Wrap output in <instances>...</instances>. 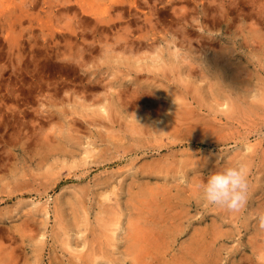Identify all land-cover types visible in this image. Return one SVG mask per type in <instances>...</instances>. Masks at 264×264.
<instances>
[{
	"label": "rangeland",
	"instance_id": "rangeland-1",
	"mask_svg": "<svg viewBox=\"0 0 264 264\" xmlns=\"http://www.w3.org/2000/svg\"><path fill=\"white\" fill-rule=\"evenodd\" d=\"M261 223L264 0H0V264H264Z\"/></svg>",
	"mask_w": 264,
	"mask_h": 264
},
{
	"label": "clouds",
	"instance_id": "clouds-1",
	"mask_svg": "<svg viewBox=\"0 0 264 264\" xmlns=\"http://www.w3.org/2000/svg\"><path fill=\"white\" fill-rule=\"evenodd\" d=\"M201 195L209 206L237 212L250 198V181L242 166H228L210 172L202 182ZM264 228V223H261Z\"/></svg>",
	"mask_w": 264,
	"mask_h": 264
},
{
	"label": "bare ground",
	"instance_id": "bare-ground-1",
	"mask_svg": "<svg viewBox=\"0 0 264 264\" xmlns=\"http://www.w3.org/2000/svg\"><path fill=\"white\" fill-rule=\"evenodd\" d=\"M131 3L135 6L136 5V0H131ZM158 207H159V205H157ZM156 206V207H157ZM156 214H158V213H156ZM155 214V215H156ZM159 215V214H158ZM154 220V219H153ZM136 230V229H135ZM140 230H142L141 228L137 231V234H135L134 235V233H136V232H134V231H131V232H133V237H131L130 236V234H128L129 236H127L128 238H129V246L127 247V248H129L128 250H127V252L128 253H130V254H132V256H133V258H135V259H137V261L139 262V263H142V264H145V262H148V260L147 261H145V258H147L149 255H151L152 253H153V251H152V253L151 254H149V251L151 250V248L148 250V248L150 247V246H147L146 247V245H144V243H143V241H145L146 242V240L145 239H147L145 236H146V234H149L150 232H148V233H144V232H142V231H140ZM153 232V231H152ZM127 233H130V231L128 232L127 231ZM154 233V232H153ZM156 233H154V235H155ZM161 234H163V233H161ZM164 235V234H163ZM162 236V235H161ZM159 237V236H158ZM157 237V238H158ZM164 237V236H163ZM162 237V238H163ZM127 238V239H128ZM156 238V237H155ZM156 238V239H157ZM162 238H160V239H162ZM154 239V238H153ZM159 238H158V240H160ZM152 241V239H150L149 238V241ZM148 241V240H147ZM162 241V243L164 242L163 241V239L161 240ZM153 242V241H152ZM154 242H156V240L154 241ZM153 242V243H154ZM158 242V241H157ZM143 243V244H142ZM194 243V242H193ZM146 244V243H145ZM150 244H152V243H148V245H150ZM154 245V244H153ZM192 246V245H191ZM154 247V246H153ZM161 247V246H160ZM192 247H194V246H192ZM154 248H156V247H154ZM196 248V247H195ZM194 248V249H195ZM162 250V249H161ZM195 250H197V249H195ZM193 251V250H192ZM158 252H162V251H158ZM159 253V254H160ZM197 253V252H196ZM195 254V253H194ZM161 255H163V254H161ZM160 255V256H161ZM193 255V253L191 254V256ZM197 255V254H196ZM196 255H194L195 256V258H196ZM193 256V257H194ZM158 257V256H157ZM164 257V256H163ZM148 259V258H147ZM114 260H116V259H114ZM160 264V263H159ZM161 264H163V263H161Z\"/></svg>",
	"mask_w": 264,
	"mask_h": 264
}]
</instances>
